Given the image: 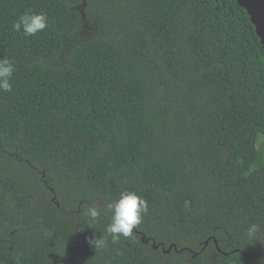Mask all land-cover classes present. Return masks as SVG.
<instances>
[{
    "label": "trees",
    "instance_id": "1",
    "mask_svg": "<svg viewBox=\"0 0 264 264\" xmlns=\"http://www.w3.org/2000/svg\"><path fill=\"white\" fill-rule=\"evenodd\" d=\"M5 57L0 264H264V46L237 0H0ZM125 190L149 211L112 243Z\"/></svg>",
    "mask_w": 264,
    "mask_h": 264
},
{
    "label": "clouds",
    "instance_id": "2",
    "mask_svg": "<svg viewBox=\"0 0 264 264\" xmlns=\"http://www.w3.org/2000/svg\"><path fill=\"white\" fill-rule=\"evenodd\" d=\"M49 24V18L45 12L25 11L13 21L12 30L22 33L24 36H36L43 32ZM16 72V65L13 60L5 57L0 59V91L12 92V80ZM112 213L111 222L106 228V232L111 236L112 243H118L121 237L128 239L133 236V231L137 228L145 214L149 211L147 201L136 191L125 190L112 204L108 206ZM84 215L88 218L89 227L100 218V207L93 202L88 205ZM260 225L250 223L246 230L248 238H256L260 232ZM89 244L95 248L96 252L107 247L105 236L91 238Z\"/></svg>",
    "mask_w": 264,
    "mask_h": 264
},
{
    "label": "water",
    "instance_id": "3",
    "mask_svg": "<svg viewBox=\"0 0 264 264\" xmlns=\"http://www.w3.org/2000/svg\"><path fill=\"white\" fill-rule=\"evenodd\" d=\"M250 15L257 34L264 46V0H237Z\"/></svg>",
    "mask_w": 264,
    "mask_h": 264
}]
</instances>
